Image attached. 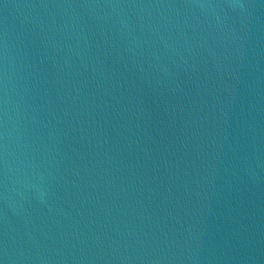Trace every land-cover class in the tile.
Here are the masks:
<instances>
[{"label":"water","instance_id":"water-1","mask_svg":"<svg viewBox=\"0 0 264 264\" xmlns=\"http://www.w3.org/2000/svg\"><path fill=\"white\" fill-rule=\"evenodd\" d=\"M3 264H264V0H0Z\"/></svg>","mask_w":264,"mask_h":264},{"label":"snow or ice","instance_id":"snow-or-ice-1","mask_svg":"<svg viewBox=\"0 0 264 264\" xmlns=\"http://www.w3.org/2000/svg\"><path fill=\"white\" fill-rule=\"evenodd\" d=\"M0 264H3V262H2V261H0Z\"/></svg>","mask_w":264,"mask_h":264}]
</instances>
